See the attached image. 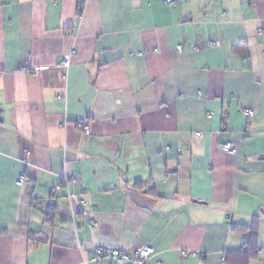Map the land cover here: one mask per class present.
I'll return each instance as SVG.
<instances>
[{
  "label": "crops",
  "instance_id": "obj_1",
  "mask_svg": "<svg viewBox=\"0 0 264 264\" xmlns=\"http://www.w3.org/2000/svg\"><path fill=\"white\" fill-rule=\"evenodd\" d=\"M164 1L0 0V264H264V0Z\"/></svg>",
  "mask_w": 264,
  "mask_h": 264
},
{
  "label": "built area",
  "instance_id": "obj_2",
  "mask_svg": "<svg viewBox=\"0 0 264 264\" xmlns=\"http://www.w3.org/2000/svg\"><path fill=\"white\" fill-rule=\"evenodd\" d=\"M88 0H76L77 2V11H76V18L81 19L83 15L84 6ZM165 4L167 5H173V0H165ZM208 45L210 47H218L220 46L219 42H209ZM179 50H182L181 46H179ZM73 58V52H71L68 55L63 56L57 67L63 72V78L66 79L67 72L71 66ZM23 70H27L25 67ZM31 73H35L33 70ZM241 113L243 116H250L252 114L251 109H243L241 110ZM75 124L78 127L79 130L84 135H89V128L87 124L86 118H76ZM197 136H200V134H197ZM222 150L227 153H234L235 150L233 149L232 145L230 143L222 145ZM26 181V176H20V178L17 181V185H22ZM71 180L64 176H59V184L57 188H65L68 190L69 184ZM88 224L90 228L96 229L97 224L96 222L92 220H88ZM153 254V249L147 246L137 247L128 251H120V250H113V249H106V248H95L92 252H90V258L88 261L94 263V264H147L150 257ZM182 257H186L187 254L182 253ZM87 260L84 261L85 264L88 263Z\"/></svg>",
  "mask_w": 264,
  "mask_h": 264
},
{
  "label": "trees",
  "instance_id": "obj_3",
  "mask_svg": "<svg viewBox=\"0 0 264 264\" xmlns=\"http://www.w3.org/2000/svg\"><path fill=\"white\" fill-rule=\"evenodd\" d=\"M138 186V185H137ZM235 230H237V231H241V232H244V233H249V235H250V243H252L251 242V240H254L255 241V239H256V230H255V225H253L252 227H250V228H243V227H238V228H236ZM246 252H248L247 250H246Z\"/></svg>",
  "mask_w": 264,
  "mask_h": 264
}]
</instances>
